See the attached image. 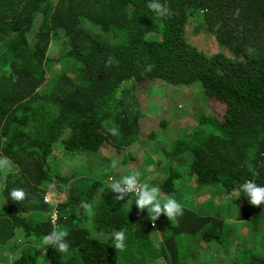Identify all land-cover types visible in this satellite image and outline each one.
<instances>
[{"label":"trees","instance_id":"obj_1","mask_svg":"<svg viewBox=\"0 0 264 264\" xmlns=\"http://www.w3.org/2000/svg\"><path fill=\"white\" fill-rule=\"evenodd\" d=\"M149 2L0 0V157L13 166L0 172V252L10 245L9 264H196L193 245L202 242L226 256L204 264H264L254 247L228 254L232 228L222 208L196 210L188 198L193 182L210 192L206 209L235 192L236 219L252 227L264 221V204L251 205L239 191L247 180L264 186V0H159L163 17ZM198 34L220 49L193 43ZM53 38L58 55L50 51ZM154 79L199 83L208 97L204 107L193 103L198 124L164 144L158 164L166 173L150 181L158 182L161 200L182 205L172 221L162 214L152 222L135 194L117 201L107 183L130 174L124 167L144 123L136 90ZM159 136L154 128L146 138ZM58 141L82 162L63 166ZM113 159L119 167L105 173ZM14 188L25 190L23 201L11 198ZM48 190L65 195L55 223L41 215L52 209ZM82 202L92 205L91 214ZM54 227L67 232L68 253L41 251ZM118 231L125 232L123 251L114 248Z\"/></svg>","mask_w":264,"mask_h":264},{"label":"rangeland","instance_id":"obj_2","mask_svg":"<svg viewBox=\"0 0 264 264\" xmlns=\"http://www.w3.org/2000/svg\"><path fill=\"white\" fill-rule=\"evenodd\" d=\"M198 36H201V38L193 39V43L196 44L202 42L206 47L204 48L208 51L220 49L215 43V39L205 36L204 34H198L197 37ZM59 46L60 40L53 38L50 46L51 54L58 55L60 53ZM136 95L143 103V135H141L142 138L136 141L135 145L131 147V158L127 161L124 168L125 170H131L129 173L137 170L140 171L142 174L140 177L141 182H148L151 184L150 181L155 179H159L158 182H160L163 177L162 174L166 173V170L158 164L160 161L164 160V144L170 141L175 135L198 124V118L196 116L198 111L193 103H200L201 107H204L208 97L204 88L199 83L193 85H177L156 79L145 81L139 88H137ZM210 110L217 113L219 111L216 109V106H211ZM154 128L161 132V136H159L158 139H147L146 137L152 130H154ZM64 150L61 141L55 143V152L61 154L58 157L63 160V166L68 167L82 162L81 156L67 155L64 153ZM120 158L122 160L123 153L120 155ZM114 170L115 169L110 171L106 170L105 173L112 174ZM3 180L4 177H1L0 191L3 188ZM157 183L153 186H158ZM190 186L188 198L191 200V203L189 204H191L193 208L196 210L203 209L206 212H209V209L215 211L216 208H218V210L222 208L220 214L225 218V222L232 228L230 230L228 243L226 242V248L229 250L228 254L230 252H235L237 247H243V245L254 247V249H258L264 253V221L260 222L257 227H252L251 221H246L245 223L238 221L236 219L238 213L235 205L237 198L235 192H233L229 198L222 196L218 202H213V208L208 207V209H206L204 208L206 205L205 201L210 196L208 188H204V186L198 185L196 182H193ZM46 193H51V202L49 205L52 206V209L41 215L43 217H51V215L57 210L55 208L56 204L63 201L65 195L53 190H48ZM161 198L162 195H160V199ZM167 231L168 226L166 224L163 227L161 226L157 228L155 231V238L161 241ZM208 245L209 244L205 242H202L201 244L195 243L193 245V251L198 258L197 263L196 259L193 260L194 263H208V261H211L208 259L211 256L216 258L219 262L225 260V255H219L217 248H214L213 246L208 247ZM9 246L10 245L7 244V248L2 249V253L0 252V264H9L11 262V259L7 258L9 256L8 253L12 254L8 248ZM41 251L44 253L43 249H41ZM184 261V264H191L190 258H187ZM147 263L164 264V261L161 260L151 263L147 260Z\"/></svg>","mask_w":264,"mask_h":264},{"label":"clouds","instance_id":"obj_3","mask_svg":"<svg viewBox=\"0 0 264 264\" xmlns=\"http://www.w3.org/2000/svg\"><path fill=\"white\" fill-rule=\"evenodd\" d=\"M148 8L158 14L160 17L167 15V8L165 5L161 4L159 0H150L148 3ZM113 58H109L108 64L110 65ZM146 71L152 70V65H148L145 69ZM112 135H117L118 131L116 128L110 129ZM12 162L8 157H0V172L11 171ZM111 167L117 169L119 167V162L116 159L111 161ZM249 170L251 171V165L249 164ZM140 171H133L128 175L122 176L118 180H113L109 178L107 181L111 190L116 193L115 199L117 201L123 200L130 193L136 195L135 204L138 209L143 212L147 209L149 218L151 221H156L163 214L171 221L175 217L183 214L182 205L174 198L169 197L167 199H160V188L158 186H153L148 182H141ZM239 191H242L248 197V201L251 205L260 206L264 204V186L258 185L252 180H247L240 185ZM11 198L14 201H23L27 193L21 188H14L11 190ZM51 193L45 196V203L48 202ZM80 207L85 209L89 214L92 213V205L88 202H82ZM53 221H55V215H53ZM230 222V221H229ZM67 232L62 229L53 228V230L42 238L41 244L43 249L46 251L49 247L55 248L59 253H68L70 245L66 240ZM125 232L118 231L114 233V248L116 250L123 251L125 249Z\"/></svg>","mask_w":264,"mask_h":264},{"label":"built area","instance_id":"obj_4","mask_svg":"<svg viewBox=\"0 0 264 264\" xmlns=\"http://www.w3.org/2000/svg\"><path fill=\"white\" fill-rule=\"evenodd\" d=\"M46 195H48L47 193H46ZM45 195V196H46ZM45 198V197H44ZM45 200V199H44ZM51 202V198H49V200H48V202L47 203H50ZM57 205V204H56ZM53 215H55V221H53ZM57 218H58V216H57V210L51 215V219H52V221L55 223L56 222V220H57Z\"/></svg>","mask_w":264,"mask_h":264}]
</instances>
